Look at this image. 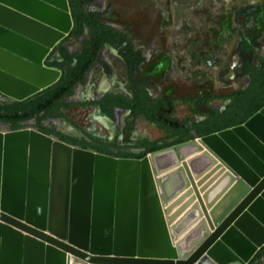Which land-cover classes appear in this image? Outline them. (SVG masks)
Instances as JSON below:
<instances>
[{"label":"water","instance_id":"water-1","mask_svg":"<svg viewBox=\"0 0 264 264\" xmlns=\"http://www.w3.org/2000/svg\"><path fill=\"white\" fill-rule=\"evenodd\" d=\"M72 29L73 20L68 0H60V3L59 0H0V94L10 102L23 101L56 83L61 72L45 66V63L49 61L55 47ZM259 114L264 115V106L241 125L186 142H194L223 132L234 133L252 153L250 154L256 162L252 172L257 178L252 182L249 191L229 211L214 220L209 217L199 192L191 181L189 171L183 165L181 176L184 175L183 171L187 173L198 201L197 204L194 197H191L192 206L187 213L191 216V213L196 211L192 219L197 222L193 231L197 236L192 240L190 247L186 246V249H183L180 248L179 242L176 246L172 244L168 233L170 251L159 255L142 253L139 248L142 243L140 229L143 203L141 165L144 159L159 151L150 153L142 159H118L71 146L36 129L24 128L7 132L0 129V249L4 228L6 233L18 237V264L25 262L28 242L40 248L38 264H47L48 251L62 257L63 264H69L70 258L84 264H200L206 259L213 264H223V255H228L230 259L240 257L241 264H249L256 253L264 247V220L259 214V207L264 208V144L248 132L256 146L254 147L249 140L241 137L238 131L246 128ZM22 133L24 138L21 143H16L20 155L16 165L12 167L13 163L7 159L10 148L8 142ZM34 137L42 139L46 144L43 163L37 169L32 160ZM56 146L67 152L59 232L54 231L50 225ZM77 153L90 157L80 200H76L74 182ZM97 158L114 162L108 218L104 223V238L108 243L105 249L93 247ZM122 163L137 164L133 195L123 208L120 207L122 201L119 171ZM225 165L231 169L227 163ZM34 179L37 184L32 192L31 185ZM157 182L160 184L158 180ZM157 182L155 180L157 200L154 204L157 210L155 214L157 217L160 216L158 220L161 221L163 218L165 221ZM183 182V186L190 194L191 190L184 177ZM124 208L129 215L127 223L122 227L125 234L120 228L123 224L120 210ZM164 228L168 231L166 223ZM189 234L191 235V232ZM120 237L125 251L118 249ZM241 244L250 248L245 256L241 255L238 249Z\"/></svg>","mask_w":264,"mask_h":264},{"label":"flooded vegetation","instance_id":"flooded-vegetation-1","mask_svg":"<svg viewBox=\"0 0 264 264\" xmlns=\"http://www.w3.org/2000/svg\"><path fill=\"white\" fill-rule=\"evenodd\" d=\"M231 1L235 2L240 0ZM252 1L259 2L258 0ZM96 2H99L101 5L105 3L104 0H95L93 4H96ZM105 6L106 4L104 8ZM95 12L98 11L96 10ZM252 20L249 19L247 24L249 25V29L255 30L254 27L256 23L253 22L255 20ZM104 23L115 28L105 21ZM185 24L188 25V23ZM217 24L220 25V22L217 21ZM215 29L213 33H217L216 41L228 45L227 50L223 52V54L219 53L220 51L213 50L210 55H207L206 52L202 53L195 43L189 44L188 49L184 52L176 53L175 50H172L168 52L167 55L165 54L168 59V68L166 62L159 61L154 65V68L151 69L152 74H164L162 78L159 79H154L153 77L151 79L152 81L142 76L141 73L152 59L164 55L162 51L155 46V39L147 47L137 46L127 33L121 31L123 34L127 35L133 50L139 53L141 58L135 79L143 90V95H145L148 102H143V104L141 99L139 100V97H136L128 79L126 63L118 54L117 50L109 45H104L98 53L97 61L88 71L87 77L97 69L106 77L112 74L115 75L112 64L108 62V58L104 55V50L107 46L113 48L120 57H117L116 60L122 66L123 75H119L118 78L113 75V77L111 76L112 79L106 78L103 83H96L95 89L92 91L93 97L91 99L87 101L75 99L74 102L75 106L84 105L93 107L100 114L98 122L108 134V139H99L91 133L86 131L81 132L79 130H76L77 134L63 133L55 126L59 120H63L64 118L53 116H45L41 121L43 127L53 131L52 133L44 135L89 151L105 148V150L112 149L114 152L140 154L144 151V147H141L142 142L144 140L149 142L154 140L140 139L136 141L135 137L139 132L138 119L153 125L156 129L162 128L166 136L175 140L179 138L186 139L199 135L209 129H214L216 128V124L213 123L215 121H228L231 108L237 105L235 99L236 95L246 91L250 85V77L244 73L245 66L247 64L257 66L259 59H264V38L262 37L259 39L262 43V50L260 53L254 54L252 45L241 33L243 29L238 19L235 20L233 18L228 28ZM188 36L190 37V33ZM85 37L84 32L75 38L78 42L75 48L65 45L68 41L63 42V40L60 42L52 51L51 57L49 58L51 61L49 62L62 61L60 48H64L69 54L79 51L81 42ZM60 44L61 46H59ZM243 45L248 48L247 51H241V46ZM208 57H210L211 60H217L218 63L217 61L216 63L218 65H216V67L209 66L210 62L208 63ZM87 77L85 84L76 85L73 88L72 96L75 95L76 97L79 93L85 91ZM225 89L233 90L225 92ZM67 99L63 101L64 104H68ZM127 99L131 101L130 104H125ZM0 102L11 103L9 99L1 94ZM111 102H120L122 104L112 107L111 115H107L104 113L102 107ZM135 106H139L140 112L133 115L132 108ZM233 111L235 110H232V112ZM149 117L155 119V122L149 121ZM21 126L23 129L31 127L37 130L34 119L21 123ZM60 136L71 137L75 139V143L67 142L65 140L66 138L62 139ZM126 139H130L133 143H125L124 141ZM166 140L167 138L165 141ZM83 142L87 143L89 146H82ZM111 145L115 147L113 148ZM263 257L264 247L256 253L249 264H255L258 260L263 261Z\"/></svg>","mask_w":264,"mask_h":264},{"label":"bare ground","instance_id":"bare-ground-1","mask_svg":"<svg viewBox=\"0 0 264 264\" xmlns=\"http://www.w3.org/2000/svg\"><path fill=\"white\" fill-rule=\"evenodd\" d=\"M60 3V0H59ZM247 129V130H246ZM248 132L256 137L264 144V115H256L246 128L240 129L238 134L246 140H249L254 147L252 137ZM24 138V134L10 140V147L7 153L8 162L13 163L14 167L20 155V149L16 143ZM45 142L34 137L32 160L35 168L41 166L44 160L43 152L45 150ZM54 152V179H53V195L51 199V219L50 225L56 232L60 231L61 215L60 207L62 203L63 175L66 161V151L56 146ZM247 146L231 132H223L204 139H199L194 142L185 143L179 146L170 147L159 152H156L144 159L142 167V209H141V229L140 251L146 254H163L170 251V240L168 239V231L165 230V221L158 220L155 214L156 206V183L158 180L165 190L167 200H170L172 195V187L176 174L181 175L182 169L185 168L191 175L197 171H201L209 177L208 181L200 184L198 189L199 195L206 207V211L214 220H217L224 213L229 211L239 199L249 191L252 182L257 178L252 172L256 162L252 157V153ZM90 157L88 155L75 154L74 166V182L76 191V200H80L83 187L88 174L87 164ZM228 164L229 169L224 163ZM184 165V166H183ZM252 167V168H251ZM137 164L122 163L120 165V197L121 203L125 205L128 199L132 198L134 189V180L136 175ZM114 169V162L109 159L97 158L96 167V192L94 206V249L107 248L108 243L104 238V223L108 218V201L110 200L111 178ZM199 183V182H198ZM36 179L31 185V191L36 188ZM82 192V193H81ZM120 203V205H121ZM158 207V204H157ZM170 208V207H169ZM159 209V207H158ZM259 214L264 220V208L259 207ZM188 210V209H187ZM186 210V211H187ZM157 212V210H156ZM159 214L160 210H159ZM196 214L192 212L191 216L186 217L182 224L187 225ZM190 215V214H189ZM120 219H122L121 229L127 223L129 215L124 208L120 210ZM125 230V229H124ZM122 232L125 234V231ZM107 233V232H106ZM122 236V233L121 235ZM1 261L0 264H18L19 259V241L18 237L6 233L2 229L1 236ZM122 237L118 241V249L125 251L124 245L121 244ZM193 243L192 238L182 239L179 241L180 248L186 249ZM120 245V246H119ZM121 248V249H120ZM241 255L245 256L249 252V247L241 244L238 248ZM41 255L40 248L27 243L25 249L24 264H38L39 256ZM223 264H241V258L230 259L228 255L222 256ZM63 258L55 256L48 251L47 264H63ZM69 264H84L81 261H76L73 258L69 259ZM200 264H213L206 259Z\"/></svg>","mask_w":264,"mask_h":264},{"label":"rangeland","instance_id":"rangeland-1","mask_svg":"<svg viewBox=\"0 0 264 264\" xmlns=\"http://www.w3.org/2000/svg\"><path fill=\"white\" fill-rule=\"evenodd\" d=\"M93 1L95 0H87L85 4L86 9L89 11L97 10L101 20L127 33L137 46L147 47L155 39V46L164 55L152 59L141 73L142 76L149 78L150 81H152L153 77L154 79L162 78L163 73L152 74L151 69L159 61L166 62L168 68L166 55L172 50H175L176 53L184 52L188 49L189 44L195 43L198 49L200 48L202 53L206 52L207 55H210L213 50L220 51L219 53L223 54L227 50L228 45L217 42V33L214 34L213 32H215V28L230 27L233 18L240 21L243 29L241 33L252 45L254 54L260 53L262 50V43L259 39L264 38V0H258L259 2L252 0L235 2L231 0H104V5L106 4L105 8L99 2L93 4ZM249 19L255 20H252L256 23L255 30L249 29V25L247 24ZM217 21L220 22V25L217 24ZM185 23H188V25ZM189 33L191 39L188 36ZM65 45L75 48L78 42L75 39H69ZM104 55L108 58V62L112 64L115 75L112 74L106 77L98 69L88 75L85 91L79 93L76 97L74 95L67 99V103L72 105L71 107L62 108L61 112L64 115V119L59 120L55 126L59 131L72 134H77L76 130L81 132L86 131L99 139H108V134L98 122L100 114L93 107L84 105L75 106L74 102L75 99H80L81 101L91 99L96 83H103L106 78L112 79L113 75L118 78L122 74V66L116 60L119 56L113 48L109 46L105 47ZM207 59H209L208 63L210 62L209 66L216 67L218 65L217 60H211L210 57ZM232 90L225 89V92ZM138 124L139 132L135 137L136 141L140 139L160 140L163 138L164 140L167 138V143L175 141V139H170L166 136L162 128L156 129L153 125L145 123L140 119H138ZM28 128L31 129V127ZM0 129L5 132L11 131L8 126H3V124L0 125ZM124 142L127 144L133 143L130 139H126ZM183 174L182 176L176 174L174 177L170 200H167L165 190L156 180L166 228L172 244L175 246L182 239L192 238L193 240L197 236L193 232L197 223L195 220L192 219L187 225L182 224L183 220L190 216L187 213L192 206L191 197H194L195 202L198 204L190 178L197 191L201 186L200 184H203L204 181L209 182V177L201 171H196L193 175L189 173L190 178L186 172L183 171ZM183 177L186 179L188 187L191 190L190 194L188 189L183 186ZM190 232L191 235L189 234ZM255 264H264V257L263 261L258 260Z\"/></svg>","mask_w":264,"mask_h":264},{"label":"trees","instance_id":"trees-1","mask_svg":"<svg viewBox=\"0 0 264 264\" xmlns=\"http://www.w3.org/2000/svg\"><path fill=\"white\" fill-rule=\"evenodd\" d=\"M86 2L87 0H68L69 10L73 20V29L63 42L69 39H75L85 32L86 37L81 42L80 50L69 54L64 48H60L62 61H47L45 63V66L55 68L61 72L59 80L52 86L23 101L0 103V123L8 124L11 131L21 129V123L34 119L37 131L43 134L52 133V130L46 129L41 125V121L45 116H64L61 112L62 108H69L71 105L64 104L63 101L72 96L73 88L76 85L85 84L87 73L97 61L98 53L104 45H109L117 50L118 54L126 63L128 79L136 97H139L142 103L148 102L145 95H143V90L135 79L138 64L141 60L139 53L133 50L127 35L118 29L106 25L100 19L98 12L87 10L85 7ZM247 50V47L244 45L241 46V51ZM244 73L250 77L248 89L236 95L237 105L231 108L228 121L220 120L221 122H218V120L213 122L216 124V128L209 129L199 135L186 139L179 138L172 143H167L165 140L152 142L144 140L141 144V147H144V151L140 154L114 152L112 149L105 150V148L97 149L93 152L115 158L142 159L150 153L170 146L243 124L264 106V59L260 58L257 66L247 64L244 68ZM130 102L127 99L125 104H130ZM119 104L122 103L111 102L103 106L102 109L104 113L111 115L112 107ZM132 110L133 115L140 112L139 106H135ZM232 110L235 111L232 112ZM149 121L155 122V119L149 117ZM60 137L62 139L66 138L65 140L67 142L75 143V139L71 137ZM82 146L88 147L89 145L83 142ZM111 147L114 148L115 146L111 145Z\"/></svg>","mask_w":264,"mask_h":264},{"label":"crops","instance_id":"crops-1","mask_svg":"<svg viewBox=\"0 0 264 264\" xmlns=\"http://www.w3.org/2000/svg\"><path fill=\"white\" fill-rule=\"evenodd\" d=\"M3 124V126H8V124H5V123H2ZM166 139V138H165ZM160 140H164V138L163 139H160ZM160 140H154V141H160ZM152 141V140H151ZM172 143V142H171ZM171 147V146H170Z\"/></svg>","mask_w":264,"mask_h":264}]
</instances>
